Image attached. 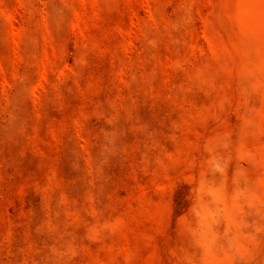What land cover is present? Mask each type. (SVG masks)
Segmentation results:
<instances>
[{
  "label": "rangeland",
  "instance_id": "rangeland-1",
  "mask_svg": "<svg viewBox=\"0 0 264 264\" xmlns=\"http://www.w3.org/2000/svg\"><path fill=\"white\" fill-rule=\"evenodd\" d=\"M0 264H264V0H0Z\"/></svg>",
  "mask_w": 264,
  "mask_h": 264
}]
</instances>
